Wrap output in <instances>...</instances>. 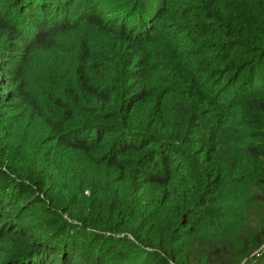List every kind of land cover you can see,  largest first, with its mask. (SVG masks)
I'll return each mask as SVG.
<instances>
[{"label": "trees", "instance_id": "obj_1", "mask_svg": "<svg viewBox=\"0 0 264 264\" xmlns=\"http://www.w3.org/2000/svg\"><path fill=\"white\" fill-rule=\"evenodd\" d=\"M0 264H264V0H0Z\"/></svg>", "mask_w": 264, "mask_h": 264}]
</instances>
